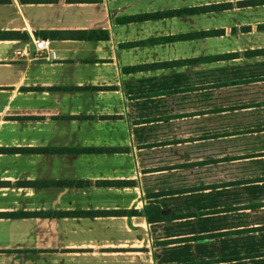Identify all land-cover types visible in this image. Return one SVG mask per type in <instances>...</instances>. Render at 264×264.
Masks as SVG:
<instances>
[{
	"label": "crops",
	"instance_id": "0c3cea01",
	"mask_svg": "<svg viewBox=\"0 0 264 264\" xmlns=\"http://www.w3.org/2000/svg\"><path fill=\"white\" fill-rule=\"evenodd\" d=\"M0 30V264H264V0H0Z\"/></svg>",
	"mask_w": 264,
	"mask_h": 264
},
{
	"label": "trees",
	"instance_id": "16d2710c",
	"mask_svg": "<svg viewBox=\"0 0 264 264\" xmlns=\"http://www.w3.org/2000/svg\"><path fill=\"white\" fill-rule=\"evenodd\" d=\"M15 31L12 30H0V38H5V37H12L15 35ZM61 149V148H60ZM73 150H78V151H89L88 149L90 148H84V147H74L71 148ZM135 211L131 210L130 212ZM43 213H50V211H43ZM143 213L145 214L146 218L149 221H155L158 220L162 217L160 208L157 204H145L143 207Z\"/></svg>",
	"mask_w": 264,
	"mask_h": 264
},
{
	"label": "built area",
	"instance_id": "2783aa9c",
	"mask_svg": "<svg viewBox=\"0 0 264 264\" xmlns=\"http://www.w3.org/2000/svg\"><path fill=\"white\" fill-rule=\"evenodd\" d=\"M51 39L49 37H41L36 36L33 38V44L35 47L33 55L37 56L41 54L44 50H46L50 46ZM17 53L25 54L27 56L26 58H29L31 56V53L29 52L28 45H25L24 48L16 49Z\"/></svg>",
	"mask_w": 264,
	"mask_h": 264
}]
</instances>
